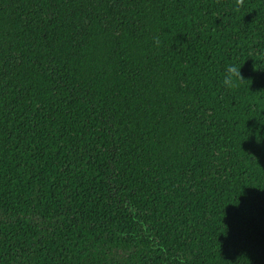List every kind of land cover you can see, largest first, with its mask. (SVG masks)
<instances>
[{
	"label": "trees",
	"instance_id": "obj_1",
	"mask_svg": "<svg viewBox=\"0 0 264 264\" xmlns=\"http://www.w3.org/2000/svg\"><path fill=\"white\" fill-rule=\"evenodd\" d=\"M234 4L0 0V264H264V0Z\"/></svg>",
	"mask_w": 264,
	"mask_h": 264
},
{
	"label": "clouds",
	"instance_id": "obj_2",
	"mask_svg": "<svg viewBox=\"0 0 264 264\" xmlns=\"http://www.w3.org/2000/svg\"><path fill=\"white\" fill-rule=\"evenodd\" d=\"M245 0H235L233 10L239 12L244 6ZM155 43L159 46V37L154 38ZM246 80L241 74V67H237L235 64H230L224 69L223 78L221 80V86L225 90H234L239 87L240 83Z\"/></svg>",
	"mask_w": 264,
	"mask_h": 264
}]
</instances>
